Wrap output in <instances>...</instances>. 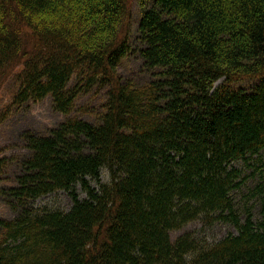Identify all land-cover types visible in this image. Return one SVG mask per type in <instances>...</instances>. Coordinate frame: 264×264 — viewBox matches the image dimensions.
<instances>
[{"label":"trees","instance_id":"16d2710c","mask_svg":"<svg viewBox=\"0 0 264 264\" xmlns=\"http://www.w3.org/2000/svg\"><path fill=\"white\" fill-rule=\"evenodd\" d=\"M130 1L0 0V87L66 117L20 135L0 264H264V182L242 178L264 164V0H138L133 45ZM131 54L142 84L118 72ZM102 90L95 123L68 116ZM56 191L69 209L34 207ZM197 220L236 233L170 239Z\"/></svg>","mask_w":264,"mask_h":264},{"label":"rangeland","instance_id":"374dc122","mask_svg":"<svg viewBox=\"0 0 264 264\" xmlns=\"http://www.w3.org/2000/svg\"><path fill=\"white\" fill-rule=\"evenodd\" d=\"M130 10L132 11V24L130 29L129 40L131 45L136 44V25L140 16V7L138 0L130 1ZM21 28V27H20ZM118 72L123 79H132L138 84L146 82L149 77L142 69L141 61L133 54L124 58ZM221 81L217 82L218 85ZM72 83V82H71ZM70 83V84H71ZM256 81L245 80L237 83L235 86L245 90H251ZM15 84L11 81L0 87V158L10 159V164L0 170V188L12 184L13 175L16 170V161L28 155L25 144L20 135L24 132H32L38 135H45L50 129L55 128L64 121L65 115L60 114L53 108L51 98L45 97L38 102L28 101L22 105H12ZM105 91L93 93V91L82 95L76 103L75 108L69 113V117L81 119L90 123H95L96 112L101 111L102 104L105 101ZM240 167L241 164H240ZM255 169H243V192L248 196L250 191L260 182H264V164H254ZM103 181L106 180L105 171L102 172ZM96 187L95 183H92ZM79 197L84 198V194L76 187ZM237 195L236 202L239 203ZM71 206V200L63 191H56L48 194L35 201L34 207L37 209L48 210H67ZM254 212L258 206L253 208ZM14 213L5 204L4 199L0 196V219H11ZM183 233H192L197 239H202L206 243H214L228 234H235L236 231L232 225L223 222H214L210 225L195 221L187 224L184 228L170 232V239L174 241Z\"/></svg>","mask_w":264,"mask_h":264}]
</instances>
